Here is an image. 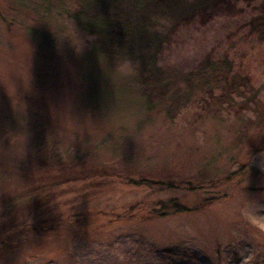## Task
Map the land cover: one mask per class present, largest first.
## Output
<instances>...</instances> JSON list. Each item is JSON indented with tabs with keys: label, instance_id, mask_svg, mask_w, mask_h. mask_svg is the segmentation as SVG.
Instances as JSON below:
<instances>
[{
	"label": "rangeland",
	"instance_id": "374dc122",
	"mask_svg": "<svg viewBox=\"0 0 264 264\" xmlns=\"http://www.w3.org/2000/svg\"><path fill=\"white\" fill-rule=\"evenodd\" d=\"M117 1L0 0V264H264V0Z\"/></svg>",
	"mask_w": 264,
	"mask_h": 264
},
{
	"label": "trees",
	"instance_id": "16d2710c",
	"mask_svg": "<svg viewBox=\"0 0 264 264\" xmlns=\"http://www.w3.org/2000/svg\"><path fill=\"white\" fill-rule=\"evenodd\" d=\"M75 1V3H78L80 6L85 8H89L90 11L92 12V8L89 7V5H92L95 7V5L97 6V10L96 12H92V16L89 15H85V13L83 12V8L79 9L76 13V15L74 16L75 21L77 22L76 24L78 25V28L84 32L87 35H94L96 38H98V43H103L105 41L106 44L108 45H116V46H120V45H124V44H129L130 40L133 38L134 32L133 30H128V29H121V27L123 28V26L120 27V25L123 24V22H128L129 19L132 18L131 15L132 14V10H130L129 12H126L127 15L122 14L121 16L124 17H119L120 15H109L108 14V8H109V4L108 2H111V4H119V2L117 0H73ZM136 4H139L140 6L145 7L146 12H155L157 10H166L168 9L167 4L171 5L172 4V0H138L136 1ZM263 5V3H262ZM213 6V7H212ZM211 6L212 11L210 13H212L214 10L218 9V7L220 6V4L216 5L215 3H213ZM229 6V3L226 6L222 7V10H226V7ZM101 8V9H100ZM198 7H191L190 11L192 14L194 11H198L197 9ZM259 12H257L255 17H252L249 22L252 24V27H254L253 22L256 23H262V26L260 25L259 27L255 28V29H260V31L264 32V10L260 9V6L257 8ZM200 11H203V9H200ZM100 13V14H99ZM209 15L207 13H204L201 18L202 20V24H205L207 19H208ZM123 18V19H122ZM140 20L144 21L146 18H141L139 17ZM137 17V19H139ZM122 19V20H121ZM186 19V18H185ZM248 22V24H249ZM125 25V24H123ZM128 28V27H127ZM127 40H126V38ZM154 42H155V38L153 36H150V39L147 40L148 45H152V47L154 46ZM160 44V42H159ZM158 44V45H159ZM156 45V44H155ZM158 47V46H157ZM132 49H133V45H132ZM152 49V48H151ZM156 51L153 53V55L155 56L157 53V49H155ZM152 55V57H153ZM229 67V66H228ZM230 69V68H229ZM156 72L155 71H149L148 72V76L146 78H144V83H143V88H144V93L149 92L148 90L151 89L152 85L154 86V92H155V88L157 85V81H156ZM234 74H232L233 76ZM226 76L229 77V74H226ZM231 83L229 84V90L231 89H238V87H235V83L233 82V80L230 81ZM154 83V84H153ZM148 89V90H147ZM177 92V91H176ZM176 92L174 95L176 96ZM236 93H238L237 91H235ZM172 95V94H171ZM175 96L173 98H175ZM230 96V95H229ZM232 100V98H231ZM249 100H253V99H249ZM253 102V101H252ZM148 103V108H151L149 106H151L150 100L147 101ZM253 106V109L249 110L251 112L254 113L253 117L255 116L256 120H262L264 118V110H261L259 105L255 104V103H250V102H243L242 105L243 106ZM242 106V107H243ZM169 109L170 111H176L178 108L175 104H170L169 105ZM249 109V108H248ZM179 110V109H178ZM177 110V111H178ZM176 111V112H177ZM253 155V154H251ZM134 185L137 186H151L153 185V183H148L144 180H140L137 182H133ZM170 208L172 209V211H174L175 213H182V212H187L186 209L180 207L178 204H174V202H171L169 204ZM166 209V208H163Z\"/></svg>",
	"mask_w": 264,
	"mask_h": 264
}]
</instances>
